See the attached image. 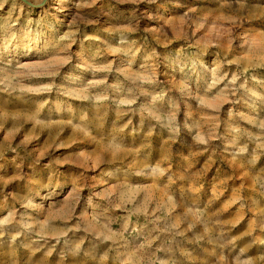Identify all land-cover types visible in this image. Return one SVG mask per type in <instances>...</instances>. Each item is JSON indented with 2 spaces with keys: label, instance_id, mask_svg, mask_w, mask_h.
I'll return each instance as SVG.
<instances>
[{
  "label": "rangeland",
  "instance_id": "1",
  "mask_svg": "<svg viewBox=\"0 0 264 264\" xmlns=\"http://www.w3.org/2000/svg\"><path fill=\"white\" fill-rule=\"evenodd\" d=\"M0 264H264V0H0Z\"/></svg>",
  "mask_w": 264,
  "mask_h": 264
}]
</instances>
